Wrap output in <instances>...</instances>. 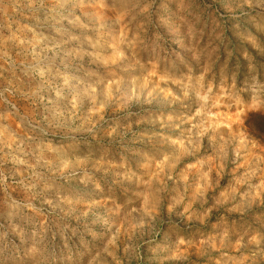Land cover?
Masks as SVG:
<instances>
[{"label": "rangeland", "instance_id": "1", "mask_svg": "<svg viewBox=\"0 0 264 264\" xmlns=\"http://www.w3.org/2000/svg\"><path fill=\"white\" fill-rule=\"evenodd\" d=\"M264 0H0V264H264Z\"/></svg>", "mask_w": 264, "mask_h": 264}, {"label": "trees", "instance_id": "2", "mask_svg": "<svg viewBox=\"0 0 264 264\" xmlns=\"http://www.w3.org/2000/svg\"><path fill=\"white\" fill-rule=\"evenodd\" d=\"M255 122V121H259V123H257L256 127H257V130L256 131H263L264 132V115H251L248 120H247V124L248 126L250 127L251 129V122ZM252 133H253V130L251 129Z\"/></svg>", "mask_w": 264, "mask_h": 264}]
</instances>
